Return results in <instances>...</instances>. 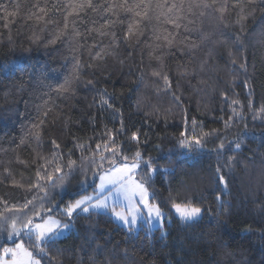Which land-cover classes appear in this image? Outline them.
Listing matches in <instances>:
<instances>
[{"label":"trees","instance_id":"16d2710c","mask_svg":"<svg viewBox=\"0 0 264 264\" xmlns=\"http://www.w3.org/2000/svg\"><path fill=\"white\" fill-rule=\"evenodd\" d=\"M92 3L99 7H88V0H0V66L19 61L27 68L22 78L19 73L15 79L0 74V200L10 205H22L34 197L37 205L69 202L85 178L82 170L64 191L49 189L47 197L29 186L35 182L37 165L43 163L41 157L51 158L53 138L65 156L71 150L79 160L77 141L95 149L102 138L109 139L105 126L120 127V113L113 114L100 104L101 93L107 92L122 110L127 126L147 133V141L139 145L130 140V133L121 137L125 153L139 150L145 160L155 159L162 169L176 167L173 175L155 176L150 189L164 211L170 210L171 195L197 203L204 215L191 227L176 220L170 225L165 222V235L159 228L129 235L108 214L81 218L75 231L61 238L47 255L37 249L34 253L42 264H264V113L259 111L264 106V14L249 5L256 11L241 19L231 0L223 16L215 8L224 0L211 8H204L201 0H127L126 6H133L130 12L119 7L124 0ZM136 4L140 7L135 8ZM172 4L178 7L169 12ZM109 5L115 7L105 11ZM137 11H147L148 17L137 35L126 40L129 23L140 19ZM177 17L179 28L168 22ZM109 20L114 22L110 27ZM57 36L55 44L49 43ZM164 37L173 40L171 47ZM97 52L102 58L96 57ZM234 57L236 64L231 62ZM245 58L247 72L240 68ZM153 69L169 75L180 101L159 90L163 81L151 75ZM246 77L251 81L252 109L249 89L244 87ZM66 79L73 81V90L58 93L55 89ZM45 101L51 109L46 118ZM233 109L240 115L225 131L224 121L233 116ZM185 116L189 135L193 118L198 135L201 128L220 130L229 149L223 158L214 151L220 143L216 136L207 138L202 151L180 146ZM43 119L38 146L30 133L39 130L33 126ZM237 137L241 148L231 170L225 167L230 195L224 197L226 206L218 208L210 177L218 165H227ZM92 171L88 172L90 184ZM17 239L4 243L13 245ZM98 246L103 249L99 253Z\"/></svg>","mask_w":264,"mask_h":264},{"label":"snow or ice","instance_id":"6c2138e0","mask_svg":"<svg viewBox=\"0 0 264 264\" xmlns=\"http://www.w3.org/2000/svg\"><path fill=\"white\" fill-rule=\"evenodd\" d=\"M201 3L204 8H211L213 5L218 4V0H211V3L206 2V0H201ZM231 3L233 8H239L238 14L241 19L246 18L247 15L254 14L256 11V8L248 7L249 5H256L261 13L264 14V0H231ZM227 4L228 0H224V3L219 4L215 10L219 11L221 16H223L228 11ZM126 5L127 0H124V3L120 4L119 7L124 8L125 11H133V6ZM87 6L93 8V10L99 7L94 5L92 0H88ZM199 6L201 5L198 4L197 7ZM80 7L82 8L84 5H80ZM113 7L115 5H109L104 10L111 11ZM134 7L139 8L140 5L136 4ZM145 7L150 8L151 5H145ZM177 7L176 4H172L169 6L168 11L171 12ZM200 14L204 15L203 12ZM135 15L140 17V19L133 20L129 23L128 30L124 34V39L126 40H130L137 35L140 30L139 25L144 18L148 17V12L144 11L141 13L137 11ZM179 19L180 17H177L175 20L169 19L168 22L173 27L179 28L181 27L177 22ZM113 23V21L109 20L107 21V26L110 27ZM100 34L105 35L106 33L101 32ZM113 36L115 37V33H113ZM59 38L57 36L56 39L49 41V43L55 44ZM156 39L159 40L161 37L156 36ZM164 39L169 47L173 45V40L168 39V37H164ZM195 46L193 45V47ZM236 51L239 52L241 49L237 48ZM129 55L132 54L129 53ZM96 57L102 58L100 52L96 53ZM231 62L232 64H236L237 59L234 57ZM76 68L78 79L79 65H76ZM240 68L244 72H247L246 58L240 64ZM17 73L20 74L21 78L27 74V68L22 66L19 61H9L3 66H0V74H3L4 78L15 79ZM151 75L157 78V80L163 81L162 87L158 85L159 90L166 94L171 93L175 101H180V97L176 96L175 91H173L172 81L167 73L159 69H153ZM20 82L23 84V79ZM72 83L73 81L71 79H66L55 90L58 93L71 92L73 90ZM87 83L93 86L95 84L93 80H88ZM244 87L249 89V108L252 109L253 101L251 96L253 92L251 90L250 78H245ZM101 97L100 104L102 107L106 106L105 110H111L113 114L120 113V127L107 129L105 126L109 139L104 140L102 138L96 144L95 149H92L90 146L85 147L83 143L77 141V150L81 152L79 160L74 158L75 152L71 150L65 156L61 144L57 139L53 138L51 141L53 146L51 158L41 157L43 163L37 165L35 182L29 186L30 189L36 188L45 192V197H47L49 189L60 188L61 191H64L66 183L74 177V174L78 170H82L85 178L80 182V190L70 198L69 202L64 204L63 200H61L59 203H52L50 206L47 202H42L37 205L35 202L36 197H34L32 200H26L22 205H10L8 201L0 200V203L4 205L3 209H0V235L6 232L9 240H12L13 237H19V242H15V247H4L2 252H0V264H42V260L36 256L33 249L39 250L42 255H47V250H50L65 233L75 231L76 223L81 218L88 219L92 216L107 215L110 213L116 222L127 229L129 235L136 234L137 230L143 228L144 225H148L149 232H151V226L154 223L158 225L162 235H165L163 229L166 227V221L170 225L173 220H176L183 227H191L203 218L204 209L197 203L191 200H180L171 195L168 198L170 210L167 213L164 211V206L157 198L156 192L150 189H152L155 176L161 174L173 175L176 167L169 166L162 169L156 164L155 159L149 157L145 160L139 150L133 155L126 154L121 137H129L130 133V140L139 145L147 141V133H143L141 129H130L127 126L122 110L118 109L112 102L111 94L103 92L101 93ZM232 103L237 104L238 101L233 100ZM46 105L47 101H45V106L43 107V116L45 118L51 111ZM232 111L233 116L228 117L224 121L225 131L235 123L236 117L240 115L236 109ZM259 111L264 113V106ZM112 118L114 120L117 119L116 115H113ZM253 118H256L255 114ZM45 123L46 119L41 120L39 124L33 126L39 130L30 133V135L34 136L38 146L41 141L42 126ZM184 123L185 130L180 133L181 137H183L180 140V146L182 148H186L190 152L202 151L207 138L216 136L217 139H220L218 147L214 149L217 156L223 158L224 154L229 151L224 140L221 138L219 129L204 132L201 128L202 135H198L197 120L193 118L190 121L192 134L189 135L187 129L189 121L186 116ZM240 148L241 140L237 137V140L234 142L235 150L228 156L227 165L224 167L218 165L215 174L210 177L209 182L212 185L218 208L226 206L224 197L230 195L229 181L225 175V167L229 171L231 170V166L235 161V155ZM88 152L92 153L91 157L85 155ZM21 163L26 162L21 161ZM180 163H187V160L177 161L176 165L178 166ZM93 169L94 171H92L91 177L92 183L90 184L88 172ZM10 171V169H5L6 173L10 174ZM97 177L100 183L94 189V193L89 195L88 188L92 187ZM105 192L107 195H102ZM40 199L44 201V198ZM6 213H11V215H7ZM261 239H264V235L261 236ZM180 248L182 250V245ZM102 250L98 246L97 253ZM126 255L127 252L125 251Z\"/></svg>","mask_w":264,"mask_h":264},{"label":"rangeland","instance_id":"374dc122","mask_svg":"<svg viewBox=\"0 0 264 264\" xmlns=\"http://www.w3.org/2000/svg\"><path fill=\"white\" fill-rule=\"evenodd\" d=\"M99 183H100V182H99V179H98V177H97V179H96V185H95V187H94L91 191L88 192L89 195H92V194L94 193V189L99 185ZM102 195H107V193L105 192V193H103ZM108 215L111 217V214H110V213H109ZM111 218H112V217H111ZM112 219H113V221H114L116 224L122 226L121 224H119L118 222H116V221L114 220V218H112ZM166 222H167V221H166ZM151 228H152L151 231H153V230H155V229H158L159 227H158V225H156V224L154 223V224L151 226ZM125 229H126V228H125ZM140 229H143V230H146L147 232H149V226H148V225H144V227H143V228H140ZM140 229H138L137 232H138ZM163 231H164V233L166 232V231H165V228L163 229ZM68 234H70V233H65L64 236H62L61 238L67 236ZM61 238H60V239H61ZM15 239H17V237H13V239L10 240V241H13V240H15ZM7 240H9V239H8V237H7V233H6V232L3 233V235H0V246H1V247H0V252H2V250H3L4 247H15V244H13V245H6L4 242L7 241ZM16 242H19V239H17ZM6 259H8V258L6 257Z\"/></svg>","mask_w":264,"mask_h":264}]
</instances>
